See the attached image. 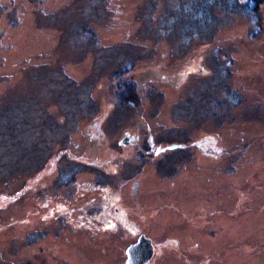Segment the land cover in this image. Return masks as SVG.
<instances>
[{
    "label": "rangeland",
    "instance_id": "1",
    "mask_svg": "<svg viewBox=\"0 0 264 264\" xmlns=\"http://www.w3.org/2000/svg\"><path fill=\"white\" fill-rule=\"evenodd\" d=\"M245 1L0 0V264H127L132 230L88 233L102 194L149 264H264V0ZM53 178L87 201L45 199Z\"/></svg>",
    "mask_w": 264,
    "mask_h": 264
},
{
    "label": "flooded vegetation",
    "instance_id": "2",
    "mask_svg": "<svg viewBox=\"0 0 264 264\" xmlns=\"http://www.w3.org/2000/svg\"><path fill=\"white\" fill-rule=\"evenodd\" d=\"M123 139H125L126 141H129V144H130V143H132V142H134V141H136L138 139V135H132L128 131H125L124 132V135H123V138L122 139H119V143L120 144H121V141ZM196 145L195 146L198 149H201L202 151L212 152L210 150V143L208 141H204L203 144H196ZM112 173L114 175V172H112ZM54 177L56 178V176H54ZM52 180H53V183L51 184V186L47 187V189H46L48 192H43L42 193V194H44L43 197L46 196L45 199H47L48 201L50 200V198H52V199L57 198L58 199L57 201H59V203H61V201H66V203H77L76 201H79V200H82L83 201V199H84V201H87L84 198L83 191H87L88 190L87 186H91L92 185L91 183H85L83 185L77 183L76 186L73 185L71 187H67L65 185L67 183V180H66V182H64L65 180L61 181V185L58 184L57 183V180H55L54 178ZM69 181H71V180H69ZM107 181H108L107 179H105V180H101L100 179L98 181H94V184H96V186H103L104 187V185H105V183ZM47 182H49V181H47ZM55 183H56V185H55ZM142 185L143 184H140V183H138L136 181L133 182V184H132V188H134L133 189V192H134L133 199L135 201L138 200L137 195L140 194V191L142 189L141 188ZM96 186H94V187H96ZM72 188H74L72 191L69 190V189H72ZM50 189H51V192H49ZM66 189H68V190H66ZM177 189L179 190L178 197H180V201H181V200H183L185 198V195L187 194V192L186 191L184 192V190L181 191L179 188H177ZM185 189H186V187H185ZM44 190L45 189L43 187H39V186L36 187V188H34L33 193L37 195V202L36 203H38V205L41 204L40 203V200H39V194L42 191H44ZM54 190H57V191L54 192ZM57 193H58V195H57ZM103 195L104 194L101 195L102 197L100 196L101 197L100 199H98V200H96L94 202H91L90 203L89 201H87L88 202L87 203V206H85V208H84V213H85V216H86V223H89L90 225L93 224V226L91 228L92 230H89L88 233H92L94 235L100 234V236H102L101 234H104V236L107 235V231L104 230V229L101 230L100 228L106 227V225L108 224V221H111V222H114L115 224H118L119 223V225H121V227L126 228L127 230H132L133 233L137 234V238L133 242H130V244L131 243H134L135 241H137V239L140 236V234L143 233L142 232L143 229L141 227L136 226V225H133V224H130V223L128 224L126 222L127 214H125L122 211H117V213H115L113 215L110 214V212H107L104 209V206L109 201V198L106 197L107 199H105L103 197ZM114 202H116V200ZM55 208L56 209H54L53 211H51V214L54 213V217H57V218H54V220H56V223H62L64 220L65 221L67 220V217H68V219H69V217H71V216H69L71 214V211L69 209H65L66 211H63V212L61 211V213H60V212L56 211V210H59L60 208H57V207H55ZM77 209L80 210L81 208L78 207ZM116 209L117 208H115V210ZM78 213H81V212L79 211ZM67 214H68V216H66ZM65 216H66V218H65ZM151 221H152V219H151ZM56 223H54V224H56ZM65 223H70V222L67 221ZM93 228H95V229L97 228V229L93 231ZM150 239H151V243L154 244V249H153V253H152L153 256H154L155 255L154 253H155V250H156V246H155L156 242L153 240V238H150ZM165 243H171L172 244L173 242H170V241L167 242L166 241ZM101 248L103 250H107L106 247H103L102 246ZM127 248H126V250H127ZM187 248H188V251H189V248L190 247H188V244H187ZM126 250H125V252H126ZM153 256H152V258H153ZM127 258H128V255H127ZM127 258H126L125 262L128 264ZM152 258L146 264H149L150 261L152 260Z\"/></svg>",
    "mask_w": 264,
    "mask_h": 264
},
{
    "label": "water",
    "instance_id": "3",
    "mask_svg": "<svg viewBox=\"0 0 264 264\" xmlns=\"http://www.w3.org/2000/svg\"><path fill=\"white\" fill-rule=\"evenodd\" d=\"M125 139L121 141L125 144ZM154 244L145 234H140L137 241L131 243L126 250L128 264H146L153 256Z\"/></svg>",
    "mask_w": 264,
    "mask_h": 264
},
{
    "label": "trees",
    "instance_id": "4",
    "mask_svg": "<svg viewBox=\"0 0 264 264\" xmlns=\"http://www.w3.org/2000/svg\"><path fill=\"white\" fill-rule=\"evenodd\" d=\"M255 1L257 2V1H261V0H246L245 2H244V5H247V6H252V9H251V12H254L253 10H254V6H253V2L255 3ZM197 9V8H196ZM199 23L200 22H198V24H194L193 26H196V27H198L199 26ZM191 26H192V23L190 24ZM86 32H88V35H90V37H93V35H91V33H93V31H92V29H87L86 30ZM123 94H125L124 92H123ZM127 94H130V97H132L131 99H133L131 102L128 100V102L126 101L127 99H125L124 97H123V95H118L116 98H119V100L121 99V100H123V101H125V102H127V103H130L132 106H136V105H138L139 103H138V100L139 99H137V97H134L133 95H131V94H134V92H133V89H131L130 90V93L129 92H127L125 95H127ZM124 98V99H123ZM45 162H46V159L44 158V160H42V162L40 163V168L45 164ZM31 178V175H28L27 176V178L25 177L24 178V180H23V182H24V184L27 182V180L28 179H30Z\"/></svg>",
    "mask_w": 264,
    "mask_h": 264
}]
</instances>
